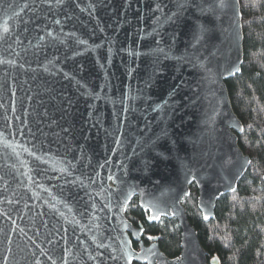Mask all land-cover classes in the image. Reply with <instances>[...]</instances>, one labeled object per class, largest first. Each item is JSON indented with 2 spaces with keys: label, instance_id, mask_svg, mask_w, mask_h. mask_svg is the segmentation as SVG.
Listing matches in <instances>:
<instances>
[{
  "label": "water",
  "instance_id": "water-1",
  "mask_svg": "<svg viewBox=\"0 0 264 264\" xmlns=\"http://www.w3.org/2000/svg\"><path fill=\"white\" fill-rule=\"evenodd\" d=\"M242 62L239 0H0V264H215L184 201L210 222L249 167Z\"/></svg>",
  "mask_w": 264,
  "mask_h": 264
},
{
  "label": "trees",
  "instance_id": "trees-1",
  "mask_svg": "<svg viewBox=\"0 0 264 264\" xmlns=\"http://www.w3.org/2000/svg\"><path fill=\"white\" fill-rule=\"evenodd\" d=\"M239 4L243 62L240 73L225 84L243 127L238 145L250 164L236 191L217 200L210 222L204 223L197 209L194 184L184 207L209 261L264 264V0H239ZM125 217L134 226L144 227V237L158 238L160 250L168 258L179 256L180 229L174 219L148 224L136 198L127 206Z\"/></svg>",
  "mask_w": 264,
  "mask_h": 264
},
{
  "label": "bare ground",
  "instance_id": "bare-ground-1",
  "mask_svg": "<svg viewBox=\"0 0 264 264\" xmlns=\"http://www.w3.org/2000/svg\"><path fill=\"white\" fill-rule=\"evenodd\" d=\"M250 159V158H249ZM198 209V208H197ZM146 215V214H145Z\"/></svg>",
  "mask_w": 264,
  "mask_h": 264
}]
</instances>
